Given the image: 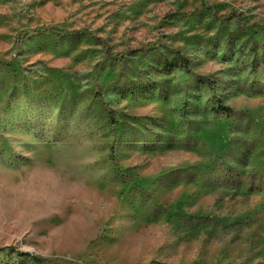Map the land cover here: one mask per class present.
I'll return each instance as SVG.
<instances>
[{"label":"rangeland","instance_id":"rangeland-1","mask_svg":"<svg viewBox=\"0 0 264 264\" xmlns=\"http://www.w3.org/2000/svg\"><path fill=\"white\" fill-rule=\"evenodd\" d=\"M253 25L264 0H0V264H264Z\"/></svg>","mask_w":264,"mask_h":264},{"label":"trees","instance_id":"trees-1","mask_svg":"<svg viewBox=\"0 0 264 264\" xmlns=\"http://www.w3.org/2000/svg\"><path fill=\"white\" fill-rule=\"evenodd\" d=\"M240 31L242 32H250V31H253V30H261V31H264V27H260V26H241L239 27ZM45 32H56L58 34H64L66 36H70V35H75V34H79V31H70V32H63L61 30H58L54 27H50V28H47ZM83 34H87V33H83ZM90 35V34H89ZM101 44L103 46V48L105 49V52L108 56H111V53L109 52L108 50V47L106 46L105 42L101 40ZM1 64V63H0ZM45 262V261H44Z\"/></svg>","mask_w":264,"mask_h":264}]
</instances>
